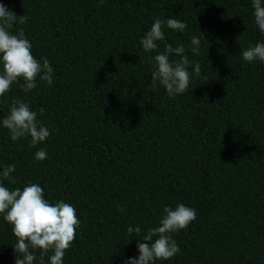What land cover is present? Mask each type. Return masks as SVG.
Masks as SVG:
<instances>
[{"label":"trees","instance_id":"16d2710c","mask_svg":"<svg viewBox=\"0 0 264 264\" xmlns=\"http://www.w3.org/2000/svg\"><path fill=\"white\" fill-rule=\"evenodd\" d=\"M0 2L27 17L12 32L23 28L32 55L53 68L51 86L37 77L30 93L20 81L0 98V116L21 99L43 108L37 118L50 126L35 147L30 138L13 143L0 128V166L15 165L16 184L4 183H37L50 203L73 205L80 227L64 264L136 257L139 237L126 228L139 225L142 237L176 203L197 216L173 235L180 251L162 264H264V65L239 55L264 42L250 0ZM169 15L186 28H164L165 42L185 45L201 67L172 99L150 86L155 52L139 44L154 19ZM197 33L204 39L193 56L187 46ZM38 148L47 152L43 161L33 159ZM14 244L0 219V264H14Z\"/></svg>","mask_w":264,"mask_h":264},{"label":"clouds","instance_id":"9594fccd","mask_svg":"<svg viewBox=\"0 0 264 264\" xmlns=\"http://www.w3.org/2000/svg\"><path fill=\"white\" fill-rule=\"evenodd\" d=\"M99 2L103 3V0ZM250 4L253 23L258 33L264 36V0H250ZM26 19V16L16 15L0 2V98L5 96L13 83L20 81L25 94L37 87V77L48 86L53 83V68L49 60L46 57L38 60L32 55V44L23 28L12 32L15 24H23ZM164 28L183 33L186 24L172 15L164 20L156 18L140 37L139 44L145 53L155 52L150 61V86H161L167 97L172 99L184 94L191 80L201 76V67L199 62L189 60L185 45L173 46L165 42ZM201 39L204 38L199 33L189 38L187 51L193 56L200 54ZM161 42L163 51H156ZM239 55L245 62L264 65V42L258 40L254 45L249 44L239 50ZM37 112L43 115L44 109L34 111L24 100L13 99L8 106V114L0 116V128L7 129L13 143L30 138V147L42 144L50 136V126L38 120ZM46 158L44 148H38L33 154L36 161ZM14 171V164L0 166V219L10 225L15 237L12 246L14 264H64L65 252L71 247L80 227L75 208L63 200L50 203L37 183L29 182L22 188L7 187L5 181L16 184L12 175ZM196 216L194 206L176 203L174 207L164 206L156 226L147 228L142 237L139 236L142 231L139 225L128 226L125 235L139 237L136 243L138 255L127 257L122 264H162L170 260L180 251L173 235L186 228Z\"/></svg>","mask_w":264,"mask_h":264}]
</instances>
